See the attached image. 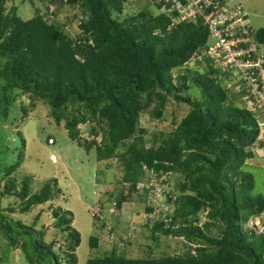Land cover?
Wrapping results in <instances>:
<instances>
[{"label": "trees", "instance_id": "trees-1", "mask_svg": "<svg viewBox=\"0 0 264 264\" xmlns=\"http://www.w3.org/2000/svg\"><path fill=\"white\" fill-rule=\"evenodd\" d=\"M12 1L0 0L3 112L17 92L41 101L53 122L63 123L69 140L93 151L96 162L117 159L124 192L115 201L116 209L133 193L151 195L156 187L148 188L149 183L169 186L164 178L175 177L176 190L163 192L173 205L172 214L155 222L151 232L182 239L191 249L158 259L112 252L85 264H264V220L261 233L246 226L250 218L264 214V195L256 187V167L245 163L254 158L253 149L264 147V138L257 114L233 104L225 87L210 78L216 75L211 60L198 61L208 38L201 22L171 28L168 17L146 8L121 18L127 0H50V7L37 5L42 0H22L32 9L23 19L16 5L8 7ZM63 7L79 10L77 34L67 33V24L59 22ZM254 38L264 46V28ZM192 88L198 97L189 95ZM167 100L189 110L174 130L159 133L147 147L140 118L151 107L150 118L160 121ZM21 111L26 115L24 107ZM82 125L88 126L90 138L80 133ZM19 166L15 162L5 169L0 203L15 198L24 215L55 201L60 194L56 180L31 194L29 179L17 185L11 178ZM88 193L92 198L93 191ZM5 212L14 210L0 208L7 255L18 248L26 264L79 263L81 234L70 211L51 208L61 239L50 242L44 227L36 228L40 215L25 225ZM201 213L205 222L199 226ZM98 246L99 238L90 235L89 249Z\"/></svg>", "mask_w": 264, "mask_h": 264}, {"label": "rangeland", "instance_id": "rangeland-1", "mask_svg": "<svg viewBox=\"0 0 264 264\" xmlns=\"http://www.w3.org/2000/svg\"><path fill=\"white\" fill-rule=\"evenodd\" d=\"M49 1L42 0L36 3L50 7ZM226 1L229 4L240 2L252 26L255 29L264 27V0ZM141 2L128 7L127 12L130 14L126 16L135 15ZM10 5L18 7L23 19H28L32 15L29 1L23 3L22 0H16L9 3L8 7ZM123 17L125 16H121ZM58 19L59 22L67 24V33L72 35L78 33L80 12L77 8L63 7ZM1 86L0 81V192L3 191L2 177L5 169L15 162L20 163V166L11 178L17 185L23 179H29L31 194L52 180L57 181L60 189L55 201L32 208L24 215L18 212L17 199L4 198L0 208L14 210V213L5 212V215L25 225H32L34 218L40 215L36 228L44 227L45 240L50 242L61 239L59 232L53 227L51 208L62 207L70 211L74 217L73 225L81 234V245L77 250L78 264H85L91 257H103L112 252L126 258L158 259L180 256L191 249L182 239L164 237L151 232L155 222L172 214L173 205L163 192L168 189L170 191V188L172 191L175 189V177L164 178L169 180L167 181L169 186L159 181L152 182L156 189L151 195L140 197V194L133 193L130 201L116 209L115 201L121 192H124L120 184L122 170L119 161L112 159L96 162L93 151L86 152L69 140L63 123L55 124L49 117L48 107L41 101L36 102L27 96H19L17 92L15 101L9 105L7 112H3ZM189 95L198 97V90L192 88ZM228 96L236 106L249 108L250 103L243 96L237 95V92L231 91ZM21 107H24L26 115L21 111ZM150 109L151 107L145 110L140 118L141 128L147 130L145 136L147 147L155 144L159 133L167 134L174 130L186 116L189 107L174 100H167L160 121L150 118L148 113ZM78 128L84 138H90L88 126L82 125ZM253 153L254 158L245 163L247 166L256 167L253 170L256 187L264 195V147L253 149ZM89 190L93 191L92 198L89 197ZM73 201L74 204L71 206ZM149 207L153 210L151 213L146 212ZM87 212L99 221L91 219ZM199 219L200 226L205 222V214L201 213ZM260 225L261 221L251 220L246 226L259 228ZM216 232H218L216 228L212 229L213 234ZM90 235L99 238L97 249H89ZM7 251L6 242L0 236V264H26L18 248H12L9 255Z\"/></svg>", "mask_w": 264, "mask_h": 264}, {"label": "built area", "instance_id": "built-area-1", "mask_svg": "<svg viewBox=\"0 0 264 264\" xmlns=\"http://www.w3.org/2000/svg\"><path fill=\"white\" fill-rule=\"evenodd\" d=\"M138 1H143L148 10L152 8L154 14L168 17L171 28L201 22L208 38L198 61L210 59L216 69L212 78L250 103L248 110L257 114L260 137L264 138V46L255 40L256 30L243 7L230 5L226 0H127V3ZM152 186L150 183L148 188ZM251 220L261 221L259 228H250L261 233L264 214L261 218H250L248 223Z\"/></svg>", "mask_w": 264, "mask_h": 264}, {"label": "clouds", "instance_id": "clouds-1", "mask_svg": "<svg viewBox=\"0 0 264 264\" xmlns=\"http://www.w3.org/2000/svg\"><path fill=\"white\" fill-rule=\"evenodd\" d=\"M138 2H140V1H138ZM138 2H136V3H134V4H128L127 1H126V3H124V10H123V12H125V13L122 14V15L126 16V15L130 14L129 12H127V8H128V7H131L132 5H137ZM227 3H228V2H227ZM228 4H229V3H228ZM230 5H241V4H240L239 2H237L236 4H230ZM144 8L148 9V7L145 6L144 2L142 1L141 4H140V6H139V9L137 10L138 12H137V11H136V12L139 13V10L141 11V10L144 9ZM149 9H150V11H152V12L154 13V11L152 10V8H149ZM123 12H122V13H123ZM137 13H136V14H137ZM136 14H135V15H136ZM129 16H130V15H129ZM262 28H264V27H262ZM254 29H255V28H254ZM259 29H261V28H259ZM259 29H255L256 32H257ZM213 76H214V75H213ZM210 78L213 79L212 76H210ZM221 86L225 87V85H221ZM227 91H228V90H227ZM229 92H231V91H228V93H229Z\"/></svg>", "mask_w": 264, "mask_h": 264}, {"label": "water", "instance_id": "water-1", "mask_svg": "<svg viewBox=\"0 0 264 264\" xmlns=\"http://www.w3.org/2000/svg\"><path fill=\"white\" fill-rule=\"evenodd\" d=\"M52 160L55 161V160H54V157H52Z\"/></svg>", "mask_w": 264, "mask_h": 264}, {"label": "bare ground", "instance_id": "bare-ground-1", "mask_svg": "<svg viewBox=\"0 0 264 264\" xmlns=\"http://www.w3.org/2000/svg\"><path fill=\"white\" fill-rule=\"evenodd\" d=\"M54 160H55V158H54Z\"/></svg>", "mask_w": 264, "mask_h": 264}, {"label": "crops", "instance_id": "crops-1", "mask_svg": "<svg viewBox=\"0 0 264 264\" xmlns=\"http://www.w3.org/2000/svg\"><path fill=\"white\" fill-rule=\"evenodd\" d=\"M240 3V2H239Z\"/></svg>", "mask_w": 264, "mask_h": 264}]
</instances>
